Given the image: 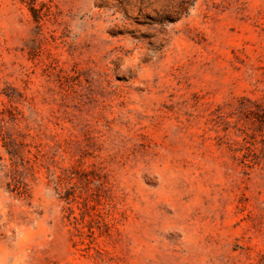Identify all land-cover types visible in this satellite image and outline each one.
Returning a JSON list of instances; mask_svg holds the SVG:
<instances>
[{"label":"rangeland","instance_id":"1","mask_svg":"<svg viewBox=\"0 0 264 264\" xmlns=\"http://www.w3.org/2000/svg\"><path fill=\"white\" fill-rule=\"evenodd\" d=\"M0 110V264H264V0H0Z\"/></svg>","mask_w":264,"mask_h":264},{"label":"trees","instance_id":"2","mask_svg":"<svg viewBox=\"0 0 264 264\" xmlns=\"http://www.w3.org/2000/svg\"><path fill=\"white\" fill-rule=\"evenodd\" d=\"M2 115H3V111L0 110V117L1 118H3ZM12 118L15 119L16 117L15 116H12Z\"/></svg>","mask_w":264,"mask_h":264}]
</instances>
